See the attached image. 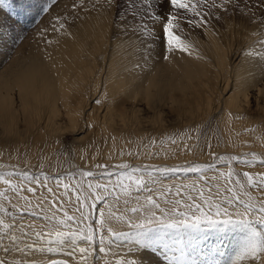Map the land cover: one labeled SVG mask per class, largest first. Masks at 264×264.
Here are the masks:
<instances>
[{
  "label": "bare ground",
  "instance_id": "bare-ground-1",
  "mask_svg": "<svg viewBox=\"0 0 264 264\" xmlns=\"http://www.w3.org/2000/svg\"><path fill=\"white\" fill-rule=\"evenodd\" d=\"M65 4L56 3L51 11L58 20L54 27H44L22 41L12 35L8 19L1 17L0 12V31L4 33L0 36V168L10 169L0 175L18 189L13 192L0 183V191L8 189V199L0 197V207L6 210L0 211V220L15 226L11 230L0 225V260L14 264L12 250L22 247L25 242L21 238L27 236V245H34V249L18 251L23 264H52L51 260L63 257L66 262L62 264H83L81 255L87 258V264H116L118 260L160 264L153 258L150 262L148 256L152 255L143 252L140 242L138 245L130 241L136 232H141L147 247L156 250H164L167 243V252L173 247L182 249L183 245L191 251L190 246L203 251L197 241L205 238L212 244H208L209 254L221 262L261 264L251 257L240 258L246 234L234 226L226 232H220L222 229L205 234L201 229L183 231V235L171 230L173 236L169 237L165 232L149 230L159 226V222L134 230L124 220L110 217V212L117 209L118 215L135 223H143L150 211L162 217L159 209L145 201L149 193L137 192L136 185L121 173L148 180V187L154 189L153 198L165 211L172 207L165 198L192 203L187 200L191 195L196 203H202L199 191L221 207H228L234 219L235 210H243L245 203L256 205L250 197L245 202L233 192L229 178L221 176L228 172L222 166L224 160L215 155H243L250 149L264 152V135L255 128L247 111L251 101L257 119L264 118V50L260 46L264 40H260L259 31L251 27L239 34L241 25L233 26L237 28L234 31L228 26L227 32L203 29L192 32L190 37L186 35L188 40L181 37L186 51L175 47L169 51L163 22L149 26L152 35L146 36L142 34L145 28L123 26L107 3L98 1L93 8L79 10L65 8ZM16 16L24 19L23 15ZM164 111L173 117L167 126L160 120ZM68 132L84 133L77 139L82 145L74 148V159L76 166L93 173H82L79 183L60 166V145ZM197 143L203 147L200 153L192 149ZM250 159L254 156L238 162ZM195 162L200 164L194 167L201 166L202 171L182 170V166ZM121 164H128L129 168L122 169ZM142 166L154 171H131ZM157 169L180 171L162 173ZM244 170L254 178L264 174V167L258 163ZM121 179L131 186V196L125 197L121 192ZM244 181L248 194L252 193L261 205L264 189L248 185L246 177ZM65 184L68 188H64ZM97 184L106 185L107 191ZM165 186L172 191L161 197L158 193ZM29 188L34 191L29 192ZM177 188L179 196L175 195ZM234 196L236 199L229 206L227 200ZM235 203L242 206H234ZM141 205V212L128 211ZM179 210L187 211L183 207ZM65 212L79 219L60 224ZM81 212L87 219L81 218ZM88 212H92L91 224ZM45 215L52 219L46 220ZM260 215L255 206L248 218L257 231L264 232V225L255 224ZM28 224L35 231H42L44 238L16 230L19 226L27 229ZM57 230L62 233L59 237ZM11 234L19 239H7ZM89 234L92 240L95 234L96 246L85 238ZM137 247L142 249L140 254ZM4 248L8 249L6 254ZM79 248L88 251L81 254ZM114 251L124 256L117 253L121 258L115 257Z\"/></svg>",
  "mask_w": 264,
  "mask_h": 264
},
{
  "label": "rangeland",
  "instance_id": "rangeland-1",
  "mask_svg": "<svg viewBox=\"0 0 264 264\" xmlns=\"http://www.w3.org/2000/svg\"><path fill=\"white\" fill-rule=\"evenodd\" d=\"M98 1H100L103 4L107 3V6L110 8L113 7L115 16L117 17V19H121V24L123 26H128V27L136 26V27L144 28V25H147L151 27V25H154V23L157 22L152 19L154 15H160L162 19L159 22L166 23L167 22L166 17L168 13L172 12L177 17V20L174 21V24L178 25L177 27H174L172 29L173 33H175L176 35H181L180 37L184 36L183 39L184 38L186 39L187 36L190 37V35L193 33L194 34L200 33L201 31H204V30H210L212 32L213 31L227 32L229 31L227 29L228 26L233 27V26L241 25L239 34H242L245 28L250 29L252 27V28H255V30L259 31L258 35H260V40H264V37H263L264 36V12H261L260 10L259 0H230V2L227 4L224 3V0H205V2L203 3H198V10L201 13L199 17H194L191 12H186L183 9H171L170 6H167V7L162 6V0H150V5L145 4L144 0H112L111 3L109 2V0H3V3H0V12H1V17L3 18L6 17L8 19L9 21L8 23H10L12 35L13 36L16 35V39L17 40L20 39V41H22L27 36H33V35L38 34L40 30H42L44 27L53 26L57 23L58 20L55 19L53 14L51 15L52 13L51 11L55 9L56 3H66L64 5L65 8H69L71 10H74V9L79 10V9H84L88 7L93 8V6H95V3ZM192 2L196 3L197 0H192ZM9 5L14 6V13L12 12V9L9 8ZM16 15H23L24 19L18 20ZM189 19L196 20L197 22L203 20L204 22L200 24V26L197 27L195 25L188 24ZM233 28L234 29L232 31L237 29L235 27ZM186 40H188V38ZM260 46H262L261 48H263L262 50H264V41H262ZM253 105H254L253 102L250 101L249 110H247L249 112L248 114L249 116L253 117L252 119L253 121H255L254 122L255 128L259 129L260 133H263L264 135V118L257 119L258 116H257L256 110L254 109ZM148 115H151V114H148ZM160 117H161L160 120H162L165 126L169 125L170 124L169 122L173 119L172 115H170L167 111H164V113H161ZM69 133L70 132H68L62 137V141L60 145L61 148L59 147L60 150H62L63 152V155L59 156L60 166L63 167V170L65 171L67 170L66 172L67 175L73 174L74 178H76L75 179L76 183H79L80 182L79 178L82 176V173L87 172V170L80 168L79 166H76V161L74 159L75 156L73 152H74L75 147L77 148L79 147V145H82L80 144L81 140L78 141L77 139H80V137H82L84 133H81L79 135L78 134L74 135V134H71V133L69 134ZM193 148H194V151L196 152H199V151L201 152L203 150V147L198 145V143L193 144L192 149ZM263 154L264 152H257V151H254L253 149H250L246 151V153H244L243 155H231L230 152H223V153L220 152L215 155L216 158L224 157L223 159L224 164L222 166L227 168V171L232 172L233 177H230L231 184L229 183V185L231 186V189L233 190V192H235L245 202H247L245 198L248 199V197H250L252 201L256 203L255 206L257 208H259L260 205L257 204L258 202L256 199H254V195L252 193H249L250 195L248 194V190H246L247 188L245 186V181H244L243 176L245 173L244 169L248 165L251 166V165H256V163H258L260 164V166L264 167V155ZM250 155L254 156L253 160L250 159V161H245V162L239 161L238 162V159H241L243 157L250 156ZM193 157L200 158V156H193ZM232 157H237V159L233 160L231 159ZM95 161L97 160L95 159ZM210 163H211V160H210ZM196 164L198 165L200 163L195 162L192 164H188V166L187 165L182 166V170L192 168ZM64 167H68V168L65 169ZM142 167H141V170L142 169L152 170L151 168H149V166L148 167L142 166ZM2 168L3 167L0 168V173L10 170L8 168L7 169L5 168L2 169ZM154 175H159V174H154ZM237 181H239V183H237ZM241 185H243V187H241ZM245 204H248V203H245ZM234 206L238 207L242 205L240 203H235ZM6 209L9 213L12 212L10 208H6ZM91 213L92 212L90 213L88 212L89 220L91 218V220L89 221L90 224L93 218L91 217L92 215ZM255 224L257 225L258 223H255ZM155 226L151 227L150 229L152 230L153 228V229H156L157 231L165 232L166 235L169 237L173 236V235H170L171 230H172V233L175 232L181 235H183V233L185 232L193 233L194 231L196 232L197 230H200V229H184L183 226L175 227V228L162 227L161 225L156 226V227ZM231 226L232 225L222 226L223 230L220 232H226L227 229H229ZM10 227H11V230L15 229L14 228L15 226L13 225H10ZM158 227L161 229H159ZM181 229H184V230H181ZM213 230H216V229H209L206 226L202 225L200 231H202L203 233L204 232L210 233ZM140 233L141 232L139 233L136 232V234L133 237L134 239L133 240L131 239L130 241H134V243H137L138 245L140 242L142 249L143 247L145 249V250L143 249L144 250L143 252H148L149 255H152V256H148V259L150 260L153 258L152 261H155V259H157L160 262V264H228L226 262H221L219 259H215L211 257V255L209 254L210 246H208V244H211V242L210 240H206L205 238H202L203 240L200 239L199 241H197V245L204 248L203 251H199L198 248L196 247L193 248V246H190V248L193 250L191 251L187 249L188 248L187 246L183 247L184 246L183 245L182 246V249L184 248L183 251L182 249L173 247L170 252H167L166 249L169 250V248H167L168 247L167 243L163 245L165 246L164 250H156L154 247H147V245L143 241L144 236ZM93 236L95 238V234H93ZM94 238L91 241V243L93 242L94 246H96L97 243L95 242ZM137 238H140V240L138 241ZM21 239L23 242H25V244L22 247H20V249H23L24 251L25 250L31 251V249H34V247H26L27 245L26 242L29 239L27 236L22 237ZM205 240L206 242L204 245L203 243ZM147 241L149 242L150 239H147ZM222 242L224 241L222 240ZM4 249H7V248H4ZM142 249L141 247L138 248L137 253L140 254L142 252ZM176 251L179 253L177 254ZM7 252L8 251H3L4 254H6ZM20 252H18L16 249L12 250V254H13L12 256L15 257L14 264L17 261H19L20 264H23L22 256L20 255ZM114 252H115L114 253L115 257L121 258L120 256H124V255H120L121 252L120 253L118 251H114ZM117 253L120 256H118ZM64 261L66 262L65 257L61 258L60 260H51L52 264L54 263L62 264L64 263ZM152 261L150 260L151 263Z\"/></svg>",
  "mask_w": 264,
  "mask_h": 264
},
{
  "label": "snow or ice",
  "instance_id": "snow-or-ice-1",
  "mask_svg": "<svg viewBox=\"0 0 264 264\" xmlns=\"http://www.w3.org/2000/svg\"><path fill=\"white\" fill-rule=\"evenodd\" d=\"M111 3L112 0H109ZM205 0H197L196 3H193L192 0H162V6H170L171 9H183L186 12H191L194 17H199L201 13L198 10V3H203ZM230 0H224V3H229ZM0 3H3V0H0ZM145 4L150 5V0H144ZM219 7V6H218ZM259 7L261 12H264V0H259ZM9 8L12 9V12L14 13V6L9 5ZM154 21H160L162 17L160 15H154L152 17ZM167 22L163 25V32L167 39V43L169 46V51L173 50V47L176 49L186 51L187 46L183 44L181 37L178 35H175L172 31L174 27H177L178 25L174 24V21L177 20V17L174 13L169 12L166 17ZM204 21L201 20L197 22L196 20L189 19L188 24L200 26ZM144 28L146 31L142 33L143 35H152V29L144 25ZM4 35L2 31H0V36ZM221 159H224L221 157ZM233 160L237 159V157H232ZM122 169L129 168L128 164H121L119 165ZM132 172H140L141 169L138 168H132ZM157 171H160L162 173L167 172H176L180 171V169H157ZM185 172H200L202 171L201 166H196L188 169H183ZM10 175V174H9ZM86 176H91L93 173L86 172L84 173ZM27 176V174H25ZM121 176L123 178L128 179L132 183L136 185V191L139 192L141 190H144L145 192L149 193V195L145 196V201L148 205H151L153 208L159 209L162 217H180V219H170L165 220L162 219L161 216H157L155 212L150 211L149 214L145 217V220L143 223H135L132 222L131 218H127L123 214H117L119 212V209L116 211L110 212V217L114 218L118 221L124 220L129 224V226L136 230V229H143L145 228V225H152L153 223L159 222V224L162 227H168V228H175L183 226L186 229H201L202 225L206 226L209 229H216V230H222V226H228L232 225L236 228L241 229V231L245 232V241L243 245V249L240 254V258L243 259L244 257H251L253 260H260L261 264H264V232L257 231L256 228L253 227V221L250 220L248 217L252 211V209L255 207V205L249 203L246 204L243 210H235V219L233 218V213L229 212L228 207H221L219 203H216L212 200V197L209 196L205 198L204 192L199 191L198 195L202 201V203H196L194 200V197L189 195L187 197L188 201H192V203H186L184 200L181 199H167L165 198L166 204H171L172 207L168 211H165L164 208H161L160 204L156 202V200L153 198L154 189L151 187H148V180H146L143 176L140 177H133L131 174L127 173H121ZM221 176H226L228 179V182L230 183V177L232 176V172L228 171L227 173H221ZM244 177H246L248 185H256L262 189H264V174H257L258 178H254L253 175L249 174L248 172L244 173ZM0 183H3L4 185H8V187L13 191L17 192L18 189L15 185L12 184V182L8 179H5L3 175H0ZM151 183L155 184V180H151ZM239 183V181H237ZM118 186L120 187L121 192L124 194L125 197H129L132 195L131 186L128 184L123 183V179L118 181ZM89 187L91 188L92 185L89 184ZM96 187L100 188L103 187L105 191H107L106 185L97 184ZM243 187V185H241ZM64 188H68V185H64ZM228 191H231V189H227ZM8 191V189H5L4 191H0V197H3L5 200L8 199V196L5 194ZM29 192H33L34 189L29 188ZM49 192H52V189H48ZM172 189L170 187L164 188V191H161L158 193L161 197H166L167 193H170ZM176 196L180 195V189L177 188V191L175 193ZM219 195V193H217ZM102 196H97V199H102ZM79 199V197H77ZM119 200V196L116 198ZM236 199L234 196L232 199H228L227 203L229 206L232 205L233 200ZM139 204V199L137 198L136 201ZM125 204H128V200L125 199ZM207 206V211H205V207ZM92 207H95L93 205ZM143 205L140 207H131L128 209V211L132 213L141 212L143 209ZM180 207L185 208L187 211H181L179 210ZM0 211H6L2 207H0ZM77 211H80V209H77ZM259 212L261 215L257 218L256 223H259L261 225H264V201L261 202V205L259 207ZM35 214V213H33ZM103 215V214H101ZM65 219L59 220L60 224H65L68 220L73 219H79L74 216H69L67 212L64 213ZM221 216H223V219H221ZM46 220L52 219V217H49L45 215L44 217ZM81 218L87 219V216L84 215L83 212H81ZM0 225L4 227V229H9L10 225L5 224L3 220H0ZM101 225H103V220H101ZM47 227V225H45ZM20 233L28 234L31 233L32 235H35L37 238H44V234L42 231H35V227L32 224H28L27 229H25L23 226H19L17 229ZM151 230V229H149ZM110 232H113L114 235H116L118 238L120 237V233L114 232L113 229H109ZM51 235V233H49ZM56 235L59 237L62 235L58 230L56 231ZM88 240H92V235H88L85 237ZM7 239L15 242L19 239L15 234H11L7 237ZM34 245H26V247H33ZM17 251H23V249L17 248ZM4 251H7V249H4ZM78 251L83 254L88 251L86 248H79ZM103 251V249H101ZM81 261L83 264H87V258L84 255H81ZM0 264H6L5 261L0 260ZM15 264H20L19 261L15 262ZM116 264H140L137 260H118ZM233 264H236L234 261Z\"/></svg>",
  "mask_w": 264,
  "mask_h": 264
}]
</instances>
